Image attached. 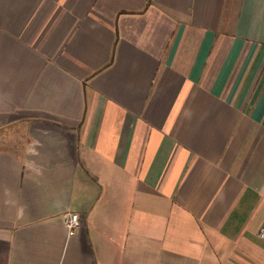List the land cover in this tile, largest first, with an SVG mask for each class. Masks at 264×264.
Here are the masks:
<instances>
[{
    "label": "crops",
    "instance_id": "obj_1",
    "mask_svg": "<svg viewBox=\"0 0 264 264\" xmlns=\"http://www.w3.org/2000/svg\"><path fill=\"white\" fill-rule=\"evenodd\" d=\"M263 225L264 0H0V264H264Z\"/></svg>",
    "mask_w": 264,
    "mask_h": 264
},
{
    "label": "built area",
    "instance_id": "obj_2",
    "mask_svg": "<svg viewBox=\"0 0 264 264\" xmlns=\"http://www.w3.org/2000/svg\"><path fill=\"white\" fill-rule=\"evenodd\" d=\"M81 225H82L81 218L80 215L77 213L71 214L69 218H67L66 220V226L69 230L70 236L75 235L76 232L79 230V228H81ZM259 235L260 238L264 241V225L262 226Z\"/></svg>",
    "mask_w": 264,
    "mask_h": 264
}]
</instances>
